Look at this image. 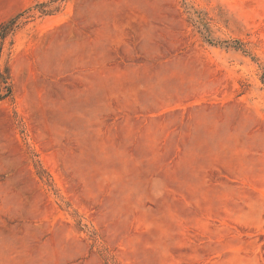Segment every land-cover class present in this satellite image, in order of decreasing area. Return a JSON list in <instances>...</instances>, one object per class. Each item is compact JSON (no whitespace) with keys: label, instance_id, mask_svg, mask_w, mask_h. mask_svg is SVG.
I'll use <instances>...</instances> for the list:
<instances>
[{"label":"rangeland","instance_id":"374dc122","mask_svg":"<svg viewBox=\"0 0 264 264\" xmlns=\"http://www.w3.org/2000/svg\"><path fill=\"white\" fill-rule=\"evenodd\" d=\"M22 12L0 264H264V0H0V26Z\"/></svg>","mask_w":264,"mask_h":264},{"label":"trees","instance_id":"16d2710c","mask_svg":"<svg viewBox=\"0 0 264 264\" xmlns=\"http://www.w3.org/2000/svg\"><path fill=\"white\" fill-rule=\"evenodd\" d=\"M43 7H45V5H43ZM41 13H46V10H42ZM25 14L26 12H22L0 26V51L2 50L5 40L14 33V31L19 25L20 19L23 18ZM8 80V69L5 68L4 74L0 73V81L1 83L6 85Z\"/></svg>","mask_w":264,"mask_h":264},{"label":"bare ground","instance_id":"6f19581e","mask_svg":"<svg viewBox=\"0 0 264 264\" xmlns=\"http://www.w3.org/2000/svg\"><path fill=\"white\" fill-rule=\"evenodd\" d=\"M101 60H102V59H101ZM103 72H104V71H103ZM122 74H124V73H122ZM127 74H128V73H127ZM124 75H125V74H124ZM126 76H127V75H126ZM126 76H125V77H126ZM125 80H126V79H125ZM107 83H108V82H107ZM103 84H104V83H103ZM199 123H200V122H199ZM188 126H189V125H188ZM196 126H197V125H196ZM199 126H200V125H199ZM197 128H198V126H197ZM197 146H198V145H197ZM197 146H196V147H197ZM192 148H193V147H192ZM189 155H190V152H189ZM191 155H192V154H191ZM186 157H188V156H186ZM192 157H193V156H192Z\"/></svg>","mask_w":264,"mask_h":264}]
</instances>
